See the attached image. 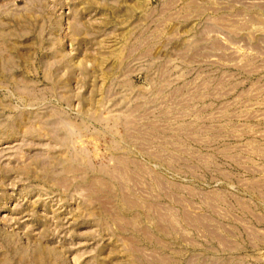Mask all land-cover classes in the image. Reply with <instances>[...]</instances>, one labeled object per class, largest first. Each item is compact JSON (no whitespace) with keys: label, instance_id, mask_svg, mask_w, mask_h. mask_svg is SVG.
<instances>
[{"label":"rangeland","instance_id":"obj_1","mask_svg":"<svg viewBox=\"0 0 264 264\" xmlns=\"http://www.w3.org/2000/svg\"><path fill=\"white\" fill-rule=\"evenodd\" d=\"M0 264H264V0H0Z\"/></svg>","mask_w":264,"mask_h":264}]
</instances>
